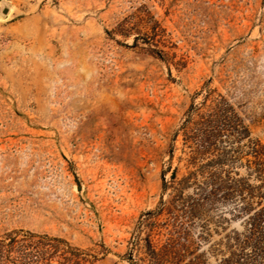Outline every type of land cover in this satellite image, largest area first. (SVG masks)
Here are the masks:
<instances>
[{
  "label": "rangeland",
  "instance_id": "obj_1",
  "mask_svg": "<svg viewBox=\"0 0 264 264\" xmlns=\"http://www.w3.org/2000/svg\"><path fill=\"white\" fill-rule=\"evenodd\" d=\"M256 149L264 0H1L0 264H264Z\"/></svg>",
  "mask_w": 264,
  "mask_h": 264
},
{
  "label": "trees",
  "instance_id": "obj_2",
  "mask_svg": "<svg viewBox=\"0 0 264 264\" xmlns=\"http://www.w3.org/2000/svg\"><path fill=\"white\" fill-rule=\"evenodd\" d=\"M253 161L256 163V165H259L262 170H264V153L262 152V149H256L254 151L253 155ZM150 214V213H147ZM148 243V250L150 251L151 254H154V250L152 249V246H150V242L147 241Z\"/></svg>",
  "mask_w": 264,
  "mask_h": 264
},
{
  "label": "water",
  "instance_id": "obj_3",
  "mask_svg": "<svg viewBox=\"0 0 264 264\" xmlns=\"http://www.w3.org/2000/svg\"><path fill=\"white\" fill-rule=\"evenodd\" d=\"M0 2H1V0H0ZM6 13H7V12L5 11L4 14H6Z\"/></svg>",
  "mask_w": 264,
  "mask_h": 264
}]
</instances>
